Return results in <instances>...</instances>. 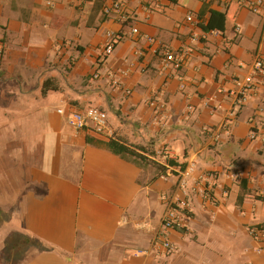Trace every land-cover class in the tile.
Here are the masks:
<instances>
[{
    "label": "crops",
    "instance_id": "1",
    "mask_svg": "<svg viewBox=\"0 0 264 264\" xmlns=\"http://www.w3.org/2000/svg\"><path fill=\"white\" fill-rule=\"evenodd\" d=\"M0 31V264H264V143L249 138L251 120L264 121V79L245 102L230 96L264 55V11L238 0H0ZM108 34L121 39L105 58ZM164 46L187 50L179 73L163 68ZM90 107L107 113L112 138L69 127ZM163 195L182 224L166 234L171 255L158 237ZM12 234L43 249L8 253Z\"/></svg>",
    "mask_w": 264,
    "mask_h": 264
},
{
    "label": "built area",
    "instance_id": "2",
    "mask_svg": "<svg viewBox=\"0 0 264 264\" xmlns=\"http://www.w3.org/2000/svg\"><path fill=\"white\" fill-rule=\"evenodd\" d=\"M238 3L246 8L249 12L253 14H261L264 11V1L263 0H238ZM50 5V4H49ZM122 3H114L111 8L106 7L104 9L105 15H110L113 11L122 10ZM187 21L194 23L193 16H189ZM237 32H240V28L236 29ZM134 34H138L137 29L133 30ZM211 34L214 36H220V32L212 31ZM120 37L114 34H108V42L104 46L103 56L108 58L114 52L116 44L120 41ZM197 36L193 37L195 41ZM150 42L153 40L148 39ZM1 52V48H0ZM163 68L170 71L171 73H179L185 64L187 57V50L173 51L170 47L164 46L161 49ZM244 67V66H241ZM251 73L248 75L244 82L239 84L238 91L231 92L230 96L236 97L240 100L241 103L245 102L247 98V93L253 84V81L256 77H261L264 79V55L259 54L256 56L254 63L251 65ZM60 114H63V111H59ZM67 123L69 127L75 131H87L96 136H102L107 138H112L114 136L113 130L108 122V115L105 111L96 108L90 107L82 112H72L67 117ZM251 130L249 138L252 141L260 140L264 143V121L256 122L255 119H252L250 122ZM194 164L190 165L183 171L178 174V188L185 191L189 179L193 173ZM162 199L167 203V211L162 220V231L160 232L161 245L165 249L166 254L171 255L175 252L174 245L167 239L166 234L170 230H175L181 228L182 224L180 222L179 213L175 207L176 202L172 199H169L166 195L162 196ZM186 206V204H184ZM127 222V219H124ZM252 234H256V231H252Z\"/></svg>",
    "mask_w": 264,
    "mask_h": 264
},
{
    "label": "rangeland",
    "instance_id": "3",
    "mask_svg": "<svg viewBox=\"0 0 264 264\" xmlns=\"http://www.w3.org/2000/svg\"><path fill=\"white\" fill-rule=\"evenodd\" d=\"M7 14H11V12L10 11H8L7 12ZM180 15L181 16H183L184 15V12H183V15H182V11L180 12L179 10H175V12H174V15H173V18L176 20L177 18H179L180 17ZM180 21L181 20H179L178 22H176V24H179L180 23ZM8 35V34H7ZM3 36H4V33L3 32H1L0 31V38L2 39L3 38ZM8 53H9V50H7L6 51V53H5V55H8ZM10 54V53H9ZM4 55V56H5ZM1 57V56H0ZM5 58V57H4ZM6 63H8V60L7 59H5L4 60ZM31 71H32V69H31ZM27 73H30V72H28L27 71ZM9 78V77H8ZM8 78H6V79H8ZM10 79V78H9ZM12 82V85L13 86H16V85H18V88H19V84H17L16 82H15V80H12L11 81ZM10 85V84H9ZM7 87H9V86H6V85H1L0 86V89L2 88V92H4V91H6L7 90ZM64 128H65V130H66V132H67V134H70L71 132L67 129V126H65L64 125ZM73 164V163H72ZM71 164V168H73V165ZM1 222V221H0ZM2 228V229H1ZM0 229L1 230H3L4 228L3 227H1ZM16 240H20L19 241V244L17 245L16 243H15V241ZM34 243V242H33ZM5 244H7V246H6V251L9 253V251H11L10 249H13V250H15V251H17V254L16 255H18V257H20L24 252H25V250H27V249H31V248H35V246H34V244H28V241L26 240H24L23 241V239L22 238H20L19 237V235H15V234H12V235H9V237H7V239H6V242H5ZM10 248V249H9ZM12 250V251H13ZM15 253V252H14Z\"/></svg>",
    "mask_w": 264,
    "mask_h": 264
},
{
    "label": "trees",
    "instance_id": "4",
    "mask_svg": "<svg viewBox=\"0 0 264 264\" xmlns=\"http://www.w3.org/2000/svg\"><path fill=\"white\" fill-rule=\"evenodd\" d=\"M216 16V17H219L221 19V21H224L225 18H226V15L225 14H221V13H211V19ZM214 27V26H213ZM222 28V26H220V29ZM220 32V31H218ZM221 34V32H220ZM3 51L1 49V52L0 54H2ZM49 89L47 87H44L43 89V93H46ZM106 147L113 153L117 154V155H120V156H125V155H128V156H132V157H138V158H141L142 159V156H140L139 154H136L134 151L130 150L128 147H126L125 145L123 144H120L118 142H114V141H110L109 143L106 144ZM169 165H175L173 161H169ZM177 229H181V228H177ZM20 238L23 239V241L27 240L28 241V244H34L35 248H38L39 250H42V246L41 244L36 241V240H33V239H30L26 236H23V235H19ZM20 241V240H19ZM19 241L16 240L15 243L18 245L19 244ZM34 242V243H33ZM7 246V244H6ZM8 247V246H7ZM10 249V248H9ZM11 251L13 249H10ZM14 252H17L15 250H13Z\"/></svg>",
    "mask_w": 264,
    "mask_h": 264
}]
</instances>
